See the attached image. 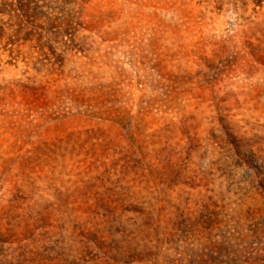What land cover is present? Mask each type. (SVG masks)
<instances>
[{
	"label": "rangeland",
	"instance_id": "rangeland-1",
	"mask_svg": "<svg viewBox=\"0 0 264 264\" xmlns=\"http://www.w3.org/2000/svg\"><path fill=\"white\" fill-rule=\"evenodd\" d=\"M0 264H264V0H0Z\"/></svg>",
	"mask_w": 264,
	"mask_h": 264
}]
</instances>
